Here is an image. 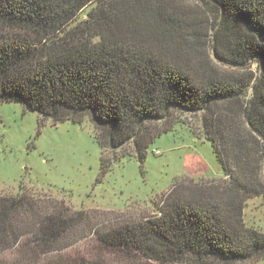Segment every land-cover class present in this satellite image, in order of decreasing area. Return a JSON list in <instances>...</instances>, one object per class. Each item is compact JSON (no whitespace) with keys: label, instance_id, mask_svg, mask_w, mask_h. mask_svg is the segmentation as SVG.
Here are the masks:
<instances>
[{"label":"trees","instance_id":"obj_1","mask_svg":"<svg viewBox=\"0 0 264 264\" xmlns=\"http://www.w3.org/2000/svg\"><path fill=\"white\" fill-rule=\"evenodd\" d=\"M13 100L53 124L88 119L102 148L140 156L174 111L199 114L224 177L176 183L149 219L91 228L96 258L75 262L50 255L82 210L0 196V253L17 251L0 264L264 259V233L244 221L264 199V0H0V102Z\"/></svg>","mask_w":264,"mask_h":264},{"label":"rangeland","instance_id":"obj_2","mask_svg":"<svg viewBox=\"0 0 264 264\" xmlns=\"http://www.w3.org/2000/svg\"><path fill=\"white\" fill-rule=\"evenodd\" d=\"M172 120V129L140 156L132 146L115 153L102 148L88 119L53 124L19 101L0 102V196L25 192L48 212L61 202L72 212L82 210L84 221L62 240L68 246L50 256L71 262L96 258L95 228L155 216L163 195L176 183L224 177L211 143L201 134L199 114L174 111ZM244 221L264 233L263 198L246 202ZM16 254L2 252L0 261L16 259ZM102 257L111 264L123 258ZM251 264H264V259Z\"/></svg>","mask_w":264,"mask_h":264}]
</instances>
